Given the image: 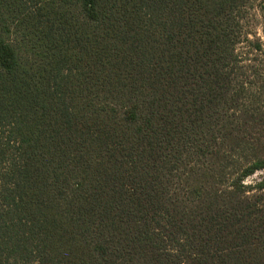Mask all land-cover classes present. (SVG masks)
Listing matches in <instances>:
<instances>
[{
  "label": "trees",
  "instance_id": "trees-1",
  "mask_svg": "<svg viewBox=\"0 0 264 264\" xmlns=\"http://www.w3.org/2000/svg\"><path fill=\"white\" fill-rule=\"evenodd\" d=\"M245 6L0 0V264H264V157L226 173Z\"/></svg>",
  "mask_w": 264,
  "mask_h": 264
},
{
  "label": "rangeland",
  "instance_id": "rangeland-1",
  "mask_svg": "<svg viewBox=\"0 0 264 264\" xmlns=\"http://www.w3.org/2000/svg\"><path fill=\"white\" fill-rule=\"evenodd\" d=\"M241 40L237 44L239 66L236 74L238 106L233 119L239 120L242 130L237 141L228 144L232 157L227 166L244 167L258 157H264V0H246L240 13ZM235 139V138H231ZM264 179V170L246 178L256 186ZM254 193L264 190L253 188Z\"/></svg>",
  "mask_w": 264,
  "mask_h": 264
}]
</instances>
